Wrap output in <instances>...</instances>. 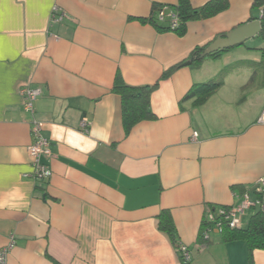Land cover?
I'll use <instances>...</instances> for the list:
<instances>
[{
	"label": "crops",
	"instance_id": "obj_1",
	"mask_svg": "<svg viewBox=\"0 0 264 264\" xmlns=\"http://www.w3.org/2000/svg\"><path fill=\"white\" fill-rule=\"evenodd\" d=\"M190 1L197 8L211 0ZM178 2L0 0V248L16 237L8 264H264V249L225 240L216 227L200 238L211 207L235 206L247 192L255 198L264 176L262 45L244 43L163 77L262 9L229 0L189 21L183 36L149 20L164 25L169 18L159 20L154 7L176 12ZM56 8L63 19L53 22ZM224 69V85L207 102L182 101ZM118 72L132 86L158 83L155 119L126 129L113 90ZM25 85L41 90L34 116L24 109ZM34 117L52 143L47 182L32 177ZM163 210L192 250L189 263L159 227Z\"/></svg>",
	"mask_w": 264,
	"mask_h": 264
},
{
	"label": "trees",
	"instance_id": "obj_2",
	"mask_svg": "<svg viewBox=\"0 0 264 264\" xmlns=\"http://www.w3.org/2000/svg\"><path fill=\"white\" fill-rule=\"evenodd\" d=\"M253 6L262 9V31L260 33L262 46L258 49L261 52L262 64H264V0H253ZM228 7L229 0H211L205 5L197 8L191 4L190 0H179L177 6L175 7V11L179 17V25L177 27L173 28L169 24V21L163 25L162 23L156 21L154 16L149 18V20L154 22L161 31H174L178 35L183 36L187 32V24L189 21L212 17ZM161 9L162 7L156 5L154 7L153 14H156V11ZM210 44L211 42L203 46H197L192 51L188 60L177 63L168 68L164 72L163 77L166 78L170 76L175 69L186 65V62L191 59H194L192 64H200L203 60L200 58V54L205 51ZM228 50L229 49H221L213 52L209 56L217 58L221 56L223 52ZM225 71L226 69H224L217 79L194 84L182 101L193 100L194 105H203L218 89H220V87L224 85L223 77L225 75ZM157 86L158 83L154 85L132 86L124 81L120 72L117 73L113 90L116 93H119L122 97L124 121L127 130H130L136 123L142 120L156 118L151 106V94ZM159 227L170 236L176 245L180 242L177 239L176 227L168 210H163L159 215ZM211 227V223L204 219L200 233L201 240H207L206 234ZM223 234L225 240H245L251 251L256 248L264 249V212L258 210L255 214H253L246 227L239 226L231 228L228 225L224 226ZM187 262L189 263L190 261Z\"/></svg>",
	"mask_w": 264,
	"mask_h": 264
},
{
	"label": "built area",
	"instance_id": "obj_3",
	"mask_svg": "<svg viewBox=\"0 0 264 264\" xmlns=\"http://www.w3.org/2000/svg\"><path fill=\"white\" fill-rule=\"evenodd\" d=\"M159 20L164 21L169 18V24L175 28L179 25V17L176 12L172 11L167 13L166 8L162 7L158 16ZM63 19V15L58 13V9H54L52 15V21L57 22ZM41 90L36 87L25 85L21 89V95L23 97V104L25 111L35 114V101L40 96ZM260 121L264 122V109L262 111ZM83 126L86 130L88 128V122L86 119L83 121ZM44 124L37 120L35 117L31 121V135L32 141L28 147L30 156L32 158L34 172L32 177L36 182H47L52 176V170L50 165L45 162V159L52 156L51 140L44 134ZM194 138L198 136V132L193 133ZM256 197L252 198L250 193H244L241 196L239 204L235 206H221L211 207L204 219L211 223L209 231L216 227L218 231L223 232L224 226L239 227L241 224V217L251 208H256L264 212V176L260 177L255 186ZM208 231V232H209ZM208 232L206 236L208 237ZM16 245L15 235H10L6 245L0 248V264H8L9 255ZM177 250L180 256L185 261H191L193 253L190 248L183 242L177 243Z\"/></svg>",
	"mask_w": 264,
	"mask_h": 264
},
{
	"label": "water",
	"instance_id": "obj_4",
	"mask_svg": "<svg viewBox=\"0 0 264 264\" xmlns=\"http://www.w3.org/2000/svg\"><path fill=\"white\" fill-rule=\"evenodd\" d=\"M262 31L261 18L253 19L244 23L226 34L219 35L205 51L200 54V58H205L215 51L221 49H230L244 44L247 40L258 36ZM194 59L186 62V65L193 63Z\"/></svg>",
	"mask_w": 264,
	"mask_h": 264
},
{
	"label": "rangeland",
	"instance_id": "obj_5",
	"mask_svg": "<svg viewBox=\"0 0 264 264\" xmlns=\"http://www.w3.org/2000/svg\"><path fill=\"white\" fill-rule=\"evenodd\" d=\"M245 43L248 46H252V48L254 49V51H256L257 50L256 49L257 46H261L262 45V39H261V37L256 36L254 38H251V39L247 40ZM253 212L254 211H250V212H247V214H245L246 216L243 215L242 218H244V216H245V221H244V223L241 222V224H240L241 227H245L247 225V223L250 220V217L252 216Z\"/></svg>",
	"mask_w": 264,
	"mask_h": 264
}]
</instances>
